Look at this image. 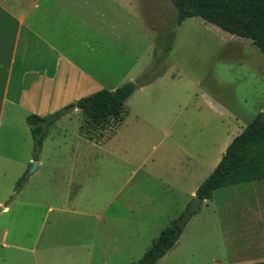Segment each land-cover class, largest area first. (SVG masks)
<instances>
[{
	"label": "rangeland",
	"instance_id": "rangeland-1",
	"mask_svg": "<svg viewBox=\"0 0 264 264\" xmlns=\"http://www.w3.org/2000/svg\"><path fill=\"white\" fill-rule=\"evenodd\" d=\"M89 2L103 13L96 21L94 42L104 24V31L110 27L112 32L106 48V66L111 69L108 82L116 85L146 76L154 84L147 95L138 91L129 99L126 112L129 110L130 117L109 138L110 130L99 144L78 148L89 163L80 169L79 178L72 179L71 189L57 174L55 149L46 152L41 172L28 178L30 168L21 177L20 166L27 153L6 155L10 165L0 173V198L14 191L13 196L18 185L28 184L12 201L11 212L0 214V235L6 228L8 245L38 253L49 248L41 264H131L140 260L160 233L184 216L193 200L189 195L194 180H183L177 174L184 175L190 168L197 175V161L207 170L212 168L232 139L264 109V58L249 40L231 36L197 17L177 25L176 9L169 0ZM80 32L89 35L92 31L81 27ZM166 73H171L169 85L164 80ZM133 109L142 112L151 127L142 122L138 125ZM78 119L81 126L82 113L56 126L47 144L62 143V130L66 129L64 140L71 144L75 135L74 144L82 145L85 140L78 136ZM189 160L191 164L184 168ZM151 161L171 164L153 171ZM142 162L148 165L139 168ZM38 184L41 193L35 195ZM239 187L253 198L252 190L264 191V181L215 191L208 210L226 208L236 201L234 193ZM68 190L78 191H73V206L66 205ZM63 205L65 211L61 212ZM198 208L204 211L206 206ZM203 213L205 223H213L212 212ZM77 244L84 245L80 247L85 251L75 248ZM67 245L63 251L56 250ZM5 252L14 254L10 264H32L27 260L35 257L18 250ZM14 252L23 256L17 259Z\"/></svg>",
	"mask_w": 264,
	"mask_h": 264
},
{
	"label": "crops",
	"instance_id": "crops-1",
	"mask_svg": "<svg viewBox=\"0 0 264 264\" xmlns=\"http://www.w3.org/2000/svg\"><path fill=\"white\" fill-rule=\"evenodd\" d=\"M81 1L0 0V173L10 165V160L6 156L9 152L13 157L14 155L17 157V152L27 153L24 161L19 163L22 167L21 177L33 162L37 163L36 172L40 173L47 159L46 152L51 147L55 149L57 174L66 188H73L72 179L79 178L80 169L89 163L79 155L78 148L87 144H96L82 138L87 143L84 141L82 145H76L74 143L77 142L78 137L75 135L72 136V143L69 144L64 140L68 132L66 129L62 130V143L55 146L47 144L51 131L63 122L79 116L82 113L80 109L70 110L53 124L37 158H35L30 130L26 124V118L30 115L46 118L83 97L102 89L114 90L124 83L111 85L108 82L111 69L110 66H106V48L110 47L112 39L110 27L108 32H105L104 24V29L100 28L103 33L99 35L97 43L94 42L97 34L96 21L103 16V13H98L92 8L89 0ZM81 27L91 28L92 32L89 35L86 33L82 35ZM132 80L134 78L129 79ZM164 80L169 85L171 73H166ZM153 84L154 82L137 89L133 95L138 91L147 95L146 90ZM132 111L135 118L139 119L138 125L142 122L143 126L151 127L142 112L134 109ZM129 114L128 110L125 118H129ZM77 121L76 129L80 136L79 119ZM223 154L224 152L214 160L212 168L208 170L205 165L197 161L194 165V168L198 169L197 175H192L190 168L184 172V175L175 172V175L183 180H194L190 199L196 197V190L213 172ZM170 164L171 162L151 161L150 163L154 166L153 171H156L155 168ZM188 164H191L190 160L184 168L189 167ZM144 165L148 163L142 162L138 167L142 168ZM173 167L176 169L175 166ZM263 181L250 184L254 186L257 182ZM26 183L13 195L12 200L10 198L14 191L7 198H0V208H2L0 214L11 212V206L23 192ZM39 187L38 184L34 191L35 195L41 193L38 191ZM241 188H236L238 189V193H234L237 197L236 201L229 202L226 208L208 210V204L213 201V197L201 201L200 205L205 204L206 209L204 211L195 209V214L184 226L178 240L155 264H264V202L261 203L264 201V191L252 190L254 197L251 198L247 196V190L242 191L244 188ZM73 191L68 190V194H65L66 205L73 206L76 203V193L74 194ZM14 199L15 201L12 202ZM59 210L64 212V205ZM203 212H212L213 223H205ZM73 214L90 217V214L75 211ZM7 240H9V232L5 228L0 235V250H2L0 264H10L14 261V254L5 252L7 249L34 253L35 257L27 260L32 264H41L49 251L47 247H44L41 253L35 249L26 250L22 246L6 244ZM211 241H214V244L211 245ZM80 246L84 245L77 244L75 248L84 250ZM66 248L69 246H59L56 250L63 251ZM86 252L87 260H90V252ZM14 253L17 259L23 256ZM138 261L131 264H136Z\"/></svg>",
	"mask_w": 264,
	"mask_h": 264
},
{
	"label": "trees",
	"instance_id": "trees-1",
	"mask_svg": "<svg viewBox=\"0 0 264 264\" xmlns=\"http://www.w3.org/2000/svg\"><path fill=\"white\" fill-rule=\"evenodd\" d=\"M176 9V24L189 18H200L223 32L249 40L264 58V0H169ZM170 46L166 47V51ZM150 80L138 77L114 90L102 89L83 97L64 109L46 117L30 115L26 118L34 144L35 158L41 150L50 128L70 110L78 108L83 120L79 128L82 138L99 144L104 134L109 138L126 116V102L133 93ZM264 180V109L242 132L234 137L213 172L196 190L201 201L210 200L217 190ZM21 187H16L18 192ZM187 221L183 215L172 226L165 228L152 242L136 264H155L178 240Z\"/></svg>",
	"mask_w": 264,
	"mask_h": 264
},
{
	"label": "water",
	"instance_id": "water-1",
	"mask_svg": "<svg viewBox=\"0 0 264 264\" xmlns=\"http://www.w3.org/2000/svg\"><path fill=\"white\" fill-rule=\"evenodd\" d=\"M36 170H37V163L36 162H33L31 164V167H30L29 171L27 172L26 178H28ZM200 202H201V200L198 197H194V199L192 200V202L190 203V205L187 207V210H186L184 216L182 217L181 223L187 221V219L195 211V209L199 207ZM1 210H2V208H0V211Z\"/></svg>",
	"mask_w": 264,
	"mask_h": 264
}]
</instances>
